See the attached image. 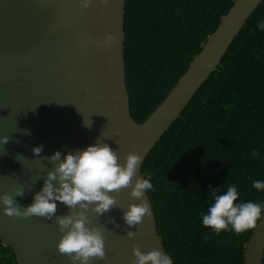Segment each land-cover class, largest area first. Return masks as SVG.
<instances>
[{
	"label": "water",
	"instance_id": "1",
	"mask_svg": "<svg viewBox=\"0 0 264 264\" xmlns=\"http://www.w3.org/2000/svg\"><path fill=\"white\" fill-rule=\"evenodd\" d=\"M261 1L234 0L167 97L136 124L124 75L125 0H93L88 8L80 6L81 0H0V138L9 139L0 144V195L22 188L17 202L30 205L53 169L47 157L82 150L98 139L117 152L121 163L128 153L139 154L143 162ZM41 145L43 151L35 156L32 149ZM17 154L23 155L21 161ZM129 191L112 193L116 203L103 216L89 212L105 238L104 259L93 258L90 264H136L137 247L143 253H165L153 213L136 231L135 242L127 237L123 212L136 203ZM69 211L57 202V216ZM60 235L55 217L16 218L0 211V242L13 251L17 264H71L57 251ZM263 253L261 219L246 243L243 264H262Z\"/></svg>",
	"mask_w": 264,
	"mask_h": 264
},
{
	"label": "trees",
	"instance_id": "2",
	"mask_svg": "<svg viewBox=\"0 0 264 264\" xmlns=\"http://www.w3.org/2000/svg\"><path fill=\"white\" fill-rule=\"evenodd\" d=\"M234 0H125L124 75L129 114L142 124L163 102ZM264 0L215 71L142 162L151 176L156 231L174 264H243L253 229L216 235L201 223L210 191L235 185L239 199L264 203ZM257 156L253 157L252 152ZM0 264H17L0 242ZM262 264H264V253Z\"/></svg>",
	"mask_w": 264,
	"mask_h": 264
},
{
	"label": "clouds",
	"instance_id": "3",
	"mask_svg": "<svg viewBox=\"0 0 264 264\" xmlns=\"http://www.w3.org/2000/svg\"><path fill=\"white\" fill-rule=\"evenodd\" d=\"M93 0H81V7L88 8ZM109 0H100L107 4ZM264 30V21L257 24ZM107 39H111L108 37ZM85 45L89 43L84 42ZM86 128L91 124L84 122ZM28 135V131L25 130ZM7 137L0 138V144H7ZM43 146L32 149L39 156ZM252 156H257L253 151ZM22 154L16 159L21 161ZM53 169L46 173L41 189L32 198L28 206H21L17 197L23 198L22 188H16L14 195H0V211L8 217L42 218L52 220L58 226L61 234L56 244L60 254H66L71 264H90L94 258L103 260L105 257V238L100 227L93 226L89 212L96 217L108 213L115 205L116 199L112 193L121 189H129L130 197L136 202L129 204L123 212V220L130 231L127 237L135 242L136 231L142 228L152 215V209L147 200V194L155 191L151 176L140 175L142 159L139 154L128 153L120 162L117 152L109 144L99 139L82 150L61 152L56 151L47 157ZM252 186L257 191H264V181L254 180ZM213 202L206 213L201 214L202 226L211 229L216 235L232 231L240 234L254 229L257 222L264 219V203L240 200L237 187L227 186L220 192V187L210 191ZM57 202L70 210L66 215L57 216ZM136 264H174L171 256L153 250L143 253L138 247L135 250Z\"/></svg>",
	"mask_w": 264,
	"mask_h": 264
}]
</instances>
